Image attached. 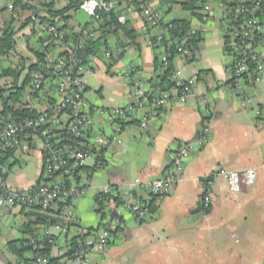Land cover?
Returning a JSON list of instances; mask_svg holds the SVG:
<instances>
[{
	"label": "crops",
	"instance_id": "0c3cea01",
	"mask_svg": "<svg viewBox=\"0 0 264 264\" xmlns=\"http://www.w3.org/2000/svg\"><path fill=\"white\" fill-rule=\"evenodd\" d=\"M211 1L212 5L210 0H204L203 5L210 6L207 13L202 5L194 15L184 10L188 15L172 18L165 12L183 10L178 4H168L165 0L153 4L166 20L188 18L191 28L200 32L193 61L188 62L180 55L174 59L182 79L197 77L188 100L179 102L173 95L161 114L152 115L149 109H144L136 110L127 119L112 120L108 116L110 110L135 102L133 81L143 89H157L150 81L156 71L143 20L139 13L123 10L121 14H125L136 30L139 46L121 31L109 35L105 52L110 51L113 56L122 52V55L112 65H108L111 59L105 57L104 51L101 58L92 55L82 76L83 111L93 121L84 140L91 142L98 135L108 138V144L102 148L103 164L93 170L88 161L80 174L83 192L45 212L61 219L53 220L57 224L35 223L38 216L32 211L40 210L0 204V264L27 263L29 251L19 256L12 249L26 245L31 235L29 229L36 233L47 229L55 236L49 255L57 258L58 264H81L68 255V249L71 240L81 234L101 233L102 215L96 197L105 187L117 193V200L111 206L118 211L121 226L112 233L102 252L91 250L89 257L93 264H261L264 261V72L259 82L246 86L247 99L228 88L229 59L223 49L220 12L216 2ZM3 3L0 0V9ZM123 4L124 1H113L112 7L123 9ZM3 13L0 11V18ZM82 24L76 22L71 27L76 32ZM260 51L264 61V43ZM130 68H134L130 79L120 76V72ZM145 114L148 117L141 126ZM204 124L209 140L185 160L181 178L164 195L156 197L155 212L144 221H136L122 201L128 196L147 199L144 186L162 175L178 143L197 142ZM26 138L29 149L22 153L37 154L39 175L29 176L24 167L10 171L14 159L17 160L15 151L4 164L5 172L0 174L5 187L28 188L40 179V143L33 147L35 140ZM247 167L254 168L255 180L252 184L239 180L237 190L231 189L223 176L213 175L209 211L197 212L202 177L220 170Z\"/></svg>",
	"mask_w": 264,
	"mask_h": 264
},
{
	"label": "built area",
	"instance_id": "2783aa9c",
	"mask_svg": "<svg viewBox=\"0 0 264 264\" xmlns=\"http://www.w3.org/2000/svg\"><path fill=\"white\" fill-rule=\"evenodd\" d=\"M16 0H3V9L8 15L17 17L15 12ZM33 8L40 7L52 0H20ZM125 11H134L132 2L140 9L143 23L156 32L157 41L162 39L163 33L173 25L166 20L155 7L157 0H127ZM220 12L219 21L223 29V49L229 59L228 69L230 79L228 88L242 99H247L246 86L260 81L264 72V61L261 55V45L264 43V23L261 18L264 14V0H214ZM47 2V3H46ZM18 4V3H17ZM112 2L106 0H81L79 9L89 18L97 17V11L108 10ZM210 6L203 5L207 13ZM35 19L34 11H28ZM27 15V14H26ZM119 22L126 21L125 14L117 17ZM62 23L44 24L37 26L36 48L43 53V60L39 69L30 74L29 82L22 92L16 108L34 111L31 116L13 118L5 115L0 105V157L8 151L24 152L29 149L27 136L40 143L41 175L39 181L28 188H8L0 180V204L8 207L23 205L32 209L46 211L58 203H66L72 197L83 192L80 174L91 161L89 166L97 169L102 166V148L109 140L98 135L86 143V134L92 127L91 117L83 111L85 105L82 76L87 70L78 52L83 48L84 41L95 37L97 31L92 29H78L79 35L75 40L67 37L68 31L62 29ZM196 33L191 28L181 39L179 46L180 56L194 54L186 42ZM170 53L160 56L164 65L168 62ZM110 51L105 57L110 58ZM134 68L120 72L124 79H130ZM16 85H22L23 80ZM170 79L174 82L171 91L147 90L139 86L138 82L131 84L133 104H128L109 111V119H127L136 110L149 109L152 115L161 114V109L167 106L170 99L175 97L179 102H185L191 95L196 76L187 79L181 78V70L176 68ZM173 91V93H172ZM148 114L143 116L141 126L145 125ZM206 126L199 131L197 142L178 143L173 151L168 165L160 177L144 186L147 199L128 196L122 201V206L136 221H144L152 214L149 201L152 197L164 195L171 185L182 176L185 160L198 147H202L208 140ZM5 172V166L0 165V174ZM224 177L233 190L239 188V180L252 184L255 180V170L247 167L241 170H220L211 175L202 177V192L199 196L202 208H208L210 200V184L213 175ZM107 196L101 211V233L95 235L88 232L77 236L69 246L72 258L81 264H93L90 252L93 248L103 251L112 233L121 226L120 215L111 204L117 199V193L111 187H105L97 197ZM55 243V236L47 229L31 234L26 240L30 257L26 264H48L49 257L42 253L47 245ZM264 264V261L261 263Z\"/></svg>",
	"mask_w": 264,
	"mask_h": 264
},
{
	"label": "trees",
	"instance_id": "16d2710c",
	"mask_svg": "<svg viewBox=\"0 0 264 264\" xmlns=\"http://www.w3.org/2000/svg\"><path fill=\"white\" fill-rule=\"evenodd\" d=\"M66 2L65 5L60 7L59 9H52V4H41L40 7L33 8L29 4H23L20 0L15 1V12L18 16L15 18L13 16H8L9 20H1L0 21V105L2 107L3 112L7 116H11L13 118H19L23 116H31L34 111L28 109H17V103L20 101L22 92L25 90L27 83L29 82L30 74L33 71H37L39 69V64L43 60V53L38 51L37 48L33 49L30 47L29 49L32 51L31 54L35 56V59L29 60V63H26L27 57L18 55L14 48L15 43V33L19 29L29 28L37 29V26L44 24H54V23H62V29L68 31L67 37L75 40L79 35L67 27V22L71 20L74 13L79 9V3L81 0H64ZM108 2L113 1H125V4H129L127 0H106ZM168 4H178L183 10L191 12L190 14L194 15L196 10L200 9L204 3V0H165ZM18 3V4H17ZM122 4V3H120ZM134 11L140 13V9L137 4L132 2ZM123 9H118V7H111L108 10H99L97 11V17H90L87 21H85L81 29H92L94 31H98V37H89L84 41L83 48L78 52V55L82 58L83 63L87 66L90 61V57L92 55L96 57H103L102 51L105 52V48H108L107 40L109 35L115 34L118 31H121L126 37H128L132 43L138 47L139 44L136 42V37L138 36L136 30L131 25V23L126 20L124 22H119L117 17L123 12ZM33 10L35 19H32L30 13L28 11ZM27 11V15L24 12ZM71 11L72 13L64 14ZM5 12V11H4ZM6 14V12H5ZM23 18V19H22ZM21 20L19 25H17V21ZM264 23V14L261 18ZM172 27L167 29L163 33V37L159 42L156 38V32L154 29H150V27L145 23L144 26L146 28V34L148 35V39L151 42L152 51L154 55V70L156 74L150 79L153 86L157 87L160 91H171L174 87V82L170 79L172 73L175 70L174 59L175 57L180 55V51L178 50L179 46H184L181 44V39L187 35L189 30L191 29L190 20L188 18L181 19H173L171 20ZM22 26V27H20ZM34 29V30H35ZM31 32L27 33L30 34ZM200 41V32L196 31L186 42V46L189 47L192 51H195L198 48V42ZM27 45V44H26ZM169 52L170 55L168 57V62L166 65L162 61H160V56L164 53ZM122 55V52L116 56L111 54L110 61L108 65H112L114 62L119 59ZM15 56L18 59V63L14 64L8 60ZM188 62L193 61V54L184 56ZM5 60L4 63L1 61ZM6 61H8L6 63ZM11 63V64H10ZM25 63L24 70H26L23 76V84L16 85L17 80V72L19 67H21ZM22 73V72H21ZM205 124L203 125V127ZM13 151H8L0 157V165H4L10 156H13ZM16 161V159H14ZM13 161V163L15 162ZM3 176V175H1ZM201 183H205V180L201 178ZM107 199V196L96 197V202L98 205V211L101 212L104 203ZM156 197H152L149 201V208L151 213L155 212ZM117 199L115 198L114 201ZM209 208H202V203L197 205V212L206 213L209 211ZM45 212H50V210H46ZM35 223L43 224V225H54L57 224L53 220L44 219L42 217H36ZM31 234H35L36 232L32 229L27 230ZM76 238L71 240V245ZM12 244V243H11ZM50 245H47L44 249H42V253L49 257L48 264H58L57 258H52L49 255ZM17 255L21 256L25 251H29V247L25 245L24 247L15 246L12 249ZM69 256H72L71 251L68 252ZM29 259L25 261L28 262Z\"/></svg>",
	"mask_w": 264,
	"mask_h": 264
},
{
	"label": "rangeland",
	"instance_id": "374dc122",
	"mask_svg": "<svg viewBox=\"0 0 264 264\" xmlns=\"http://www.w3.org/2000/svg\"><path fill=\"white\" fill-rule=\"evenodd\" d=\"M47 3V2H46ZM50 4H52V9H59L60 7H62L63 5L66 4V2L64 0H52V2H49ZM47 3V4H49ZM212 5V1L210 0L209 2ZM0 11L4 12V9H0ZM27 11L24 12V14H26ZM68 13H72L71 11L64 13V14H68ZM166 15H168V17L172 18V17H183L188 15L186 11L184 10H170L168 12H165ZM2 15V14H1ZM69 15V14H68ZM9 15L5 13H3V15L0 18L1 20H9ZM23 19V18H22ZM89 19V17L81 10H78L77 12L74 13L73 17L71 18L72 22H67V27H69L71 30H75L74 28H72L71 26L73 24H75L76 22H81L84 23L85 21H87ZM21 20L17 21V25H19ZM76 21V22H75ZM72 25H71V24ZM22 27V26H20ZM35 29V28H34ZM31 29V26H29V28H25V29H19L18 31H16L15 33V43H14V48L15 51L18 55L21 56H26L27 57V62L29 63L31 60L35 59V56H33V54H31V50L29 49L30 47H32L33 49H36V38L37 36V30L35 29ZM31 32L30 34H27ZM27 44V45H26ZM15 56H12L11 59H14ZM30 60V61H29ZM10 62H13L14 64L18 63V59L15 58L14 60H8ZM6 61V63L8 62ZM2 63L5 62V60L1 61ZM9 63V62H8ZM11 64V63H10ZM25 64V63H24ZM21 67H19L20 69ZM18 69V71H19ZM22 73L19 74V76L17 78L19 83L23 80V76L26 72V70L21 71ZM36 143H38V141H33L32 142V146L35 147ZM15 157L17 158V160L15 161V163H13L11 165V169L10 171H15L16 169L19 168H27L28 169V175L33 177L39 175L38 173V156L37 154L35 155H27V154H23L21 151H16L15 153ZM11 173V172H10Z\"/></svg>",
	"mask_w": 264,
	"mask_h": 264
},
{
	"label": "water",
	"instance_id": "95a60500",
	"mask_svg": "<svg viewBox=\"0 0 264 264\" xmlns=\"http://www.w3.org/2000/svg\"><path fill=\"white\" fill-rule=\"evenodd\" d=\"M25 64L23 63V65L21 66V68L19 69V71L17 72V77L19 76V74L21 73V71L24 69ZM28 145V142H27ZM34 215L38 216V217H42L44 219H48V220H54V221H60L61 219H59L58 217H55L53 215H50L48 213L45 212H41V211H32Z\"/></svg>",
	"mask_w": 264,
	"mask_h": 264
}]
</instances>
